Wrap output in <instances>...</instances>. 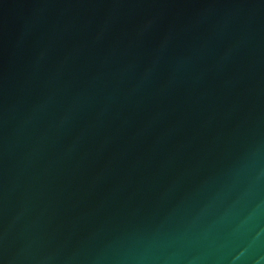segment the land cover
I'll return each instance as SVG.
<instances>
[{
	"label": "water",
	"instance_id": "1",
	"mask_svg": "<svg viewBox=\"0 0 264 264\" xmlns=\"http://www.w3.org/2000/svg\"><path fill=\"white\" fill-rule=\"evenodd\" d=\"M0 264H264V0H0Z\"/></svg>",
	"mask_w": 264,
	"mask_h": 264
}]
</instances>
